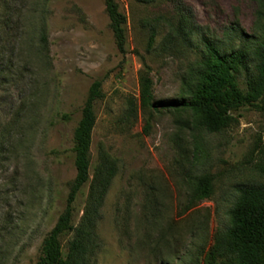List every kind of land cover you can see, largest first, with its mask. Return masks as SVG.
I'll return each mask as SVG.
<instances>
[{"label":"rangeland","instance_id":"1","mask_svg":"<svg viewBox=\"0 0 264 264\" xmlns=\"http://www.w3.org/2000/svg\"><path fill=\"white\" fill-rule=\"evenodd\" d=\"M115 1L126 17L123 54L103 0H0V264H35L63 211L74 131L94 81L102 98L74 227L101 171L114 176L85 264H193L228 225L238 189L261 181L251 153L264 143V113L240 108L209 134L183 105L202 39L221 52L264 41V0ZM140 77L152 106H142ZM201 175L212 177V195L189 208L190 180ZM71 239L60 237L63 250Z\"/></svg>","mask_w":264,"mask_h":264},{"label":"trees","instance_id":"2","mask_svg":"<svg viewBox=\"0 0 264 264\" xmlns=\"http://www.w3.org/2000/svg\"><path fill=\"white\" fill-rule=\"evenodd\" d=\"M115 46L125 53L126 17L115 0H103ZM41 47L47 48L46 38L40 37ZM203 58L195 67L194 78L187 89L189 100L183 106L192 112L200 129L215 134L233 122L232 113L240 108H252L264 113V41L251 48L221 52L212 41L202 39ZM244 77L245 88L239 78ZM142 106H152L150 82L140 77ZM102 98L101 82L94 81L87 92L81 117L73 136V164L75 177L70 186L63 211L54 226L43 238L35 264H85L86 255L93 250V226L98 209L106 194L114 169L101 171L90 194L92 208L85 211L77 227L72 224L73 204L89 182L92 167L90 149L95 126L94 105ZM148 126V123H147ZM254 169L261 181L238 189V197L228 211L229 223L217 229L211 244L203 247L193 264H264V143L259 139L252 150ZM188 207L208 200L213 192L210 175L192 177ZM72 233L63 250L60 237Z\"/></svg>","mask_w":264,"mask_h":264}]
</instances>
